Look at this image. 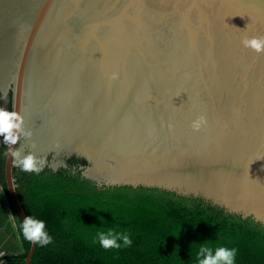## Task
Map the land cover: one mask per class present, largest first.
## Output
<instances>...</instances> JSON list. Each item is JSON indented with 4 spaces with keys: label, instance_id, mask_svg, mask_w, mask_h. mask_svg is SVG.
Segmentation results:
<instances>
[{
    "label": "water",
    "instance_id": "95a60500",
    "mask_svg": "<svg viewBox=\"0 0 264 264\" xmlns=\"http://www.w3.org/2000/svg\"><path fill=\"white\" fill-rule=\"evenodd\" d=\"M244 35H264V0H0V108L31 132L14 147L264 224V54ZM4 177L22 221L6 153Z\"/></svg>",
    "mask_w": 264,
    "mask_h": 264
},
{
    "label": "trees",
    "instance_id": "16d2710c",
    "mask_svg": "<svg viewBox=\"0 0 264 264\" xmlns=\"http://www.w3.org/2000/svg\"><path fill=\"white\" fill-rule=\"evenodd\" d=\"M4 156L0 150V183L8 195ZM13 173L26 216L44 220L53 238L36 246L30 264H196L201 245L237 248L236 264H264V224L201 198L145 186L98 187L70 169ZM108 228L128 231L133 245L104 250L94 244L97 230ZM20 242L23 252L5 257L4 264H24L31 243Z\"/></svg>",
    "mask_w": 264,
    "mask_h": 264
},
{
    "label": "clouds",
    "instance_id": "9594fccd",
    "mask_svg": "<svg viewBox=\"0 0 264 264\" xmlns=\"http://www.w3.org/2000/svg\"><path fill=\"white\" fill-rule=\"evenodd\" d=\"M239 44L242 49L256 55L264 54V35H244ZM205 123L206 118L200 115L191 121L190 127L193 132H199ZM30 137L31 132L26 129L22 115L0 108V143L5 145L11 165L21 172L39 175L45 167V159L31 151L25 152L22 146L14 147L21 140ZM13 228L18 229V238L22 237L32 245L46 247L53 243L45 221L33 215L25 216L19 224L13 220ZM92 242L104 250H120L133 245V239L128 231H117L114 228L97 230ZM237 253L238 249L235 247L201 245L196 252L195 261L196 264H236Z\"/></svg>",
    "mask_w": 264,
    "mask_h": 264
},
{
    "label": "crops",
    "instance_id": "0c3cea01",
    "mask_svg": "<svg viewBox=\"0 0 264 264\" xmlns=\"http://www.w3.org/2000/svg\"><path fill=\"white\" fill-rule=\"evenodd\" d=\"M8 198V195L6 193V190L3 188L2 184L0 183V227H3V225H6V226H11L12 229H7V235H11L12 234V231H14V234L16 236V239L18 241V244L16 243L13 247L11 248H7L5 249V247L7 246V243L6 240L8 237H5L4 239H2V237H0V264H4L5 263V260L4 258L7 257V256H10V255H16V254H19V253H22L20 251V249L22 247V244L20 242V238H18V230L17 229H14L13 228V220L15 219L14 218V215L12 217V213H11V210H10V204H8V201L6 200ZM1 236V235H0Z\"/></svg>",
    "mask_w": 264,
    "mask_h": 264
},
{
    "label": "rangeland",
    "instance_id": "374dc122",
    "mask_svg": "<svg viewBox=\"0 0 264 264\" xmlns=\"http://www.w3.org/2000/svg\"><path fill=\"white\" fill-rule=\"evenodd\" d=\"M0 216H2V215H0ZM7 229L10 230V229H12V227L10 225L9 226L3 225V227H0V235H1L0 237H2V239H4L5 237H8L6 242H5V243L8 242L7 246L5 247V249L13 247L16 243L18 244V241L16 239L14 231L11 230L12 234L11 235L10 234L7 235L6 234L7 233Z\"/></svg>",
    "mask_w": 264,
    "mask_h": 264
},
{
    "label": "flooded vegetation",
    "instance_id": "af4514ba",
    "mask_svg": "<svg viewBox=\"0 0 264 264\" xmlns=\"http://www.w3.org/2000/svg\"><path fill=\"white\" fill-rule=\"evenodd\" d=\"M7 110L11 111L10 106L7 107ZM0 150L4 151L6 153V147L3 143H0ZM4 160H5V156H4ZM15 169H17V168L13 167V170H15ZM16 187H17V183H16Z\"/></svg>",
    "mask_w": 264,
    "mask_h": 264
}]
</instances>
